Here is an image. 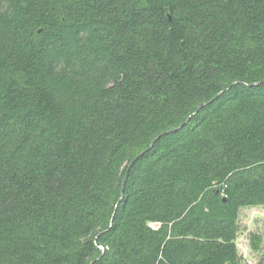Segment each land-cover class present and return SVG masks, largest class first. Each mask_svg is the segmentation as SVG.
<instances>
[{
  "label": "trees",
  "instance_id": "trees-1",
  "mask_svg": "<svg viewBox=\"0 0 264 264\" xmlns=\"http://www.w3.org/2000/svg\"><path fill=\"white\" fill-rule=\"evenodd\" d=\"M257 207L264 0H0V264H240Z\"/></svg>",
  "mask_w": 264,
  "mask_h": 264
},
{
  "label": "rangeland",
  "instance_id": "rangeland-1",
  "mask_svg": "<svg viewBox=\"0 0 264 264\" xmlns=\"http://www.w3.org/2000/svg\"><path fill=\"white\" fill-rule=\"evenodd\" d=\"M240 235L237 240L240 264L264 263V207L246 208L240 211ZM257 234L263 238L261 252L253 253L248 243V235Z\"/></svg>",
  "mask_w": 264,
  "mask_h": 264
},
{
  "label": "water",
  "instance_id": "water-1",
  "mask_svg": "<svg viewBox=\"0 0 264 264\" xmlns=\"http://www.w3.org/2000/svg\"><path fill=\"white\" fill-rule=\"evenodd\" d=\"M137 160V159H136ZM125 184V183H124ZM124 184H123V186H124Z\"/></svg>",
  "mask_w": 264,
  "mask_h": 264
}]
</instances>
